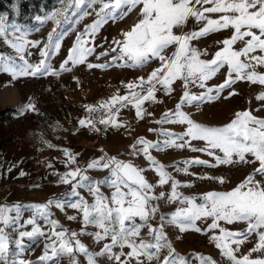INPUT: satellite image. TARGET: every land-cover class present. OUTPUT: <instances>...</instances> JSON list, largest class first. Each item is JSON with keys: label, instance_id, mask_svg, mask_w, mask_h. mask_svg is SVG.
<instances>
[{"label": "snow or ice", "instance_id": "6c2138e0", "mask_svg": "<svg viewBox=\"0 0 264 264\" xmlns=\"http://www.w3.org/2000/svg\"><path fill=\"white\" fill-rule=\"evenodd\" d=\"M94 5L99 7L93 11L83 10L85 6L92 8ZM137 8L138 21L129 30L121 33V39L112 41L111 51L116 52L119 49L118 55L113 57V62L121 60L124 61L125 67H142L151 60H158L160 66L155 68L147 79L140 77L137 81L127 83V94L117 93L108 101L102 102L99 109L104 110L105 115L101 116L99 123L124 127L117 117L119 109L128 105H132L136 116L143 119L145 102H157L156 92L159 90L170 95L173 91L172 85L177 80L182 81L185 90L179 103L174 110L164 113L163 118L156 123L186 125L185 131L177 134L161 129V134L166 137L164 141L152 142L141 137L132 145L134 154L137 145L142 146L138 151L151 162L152 169L159 176L160 186L171 181L168 201L178 202L181 206L169 217L161 216L162 222L153 226L150 220L156 216L159 209L152 202L162 199L164 193L157 195L155 185L149 183L144 176V169L131 161H123L114 156H101L91 160L87 169L108 170L109 175L103 180L93 181L85 174V169L76 167L62 174L59 182L71 185V195L78 198L67 206L81 213L85 226L94 225L99 229L93 234L97 241L110 240V243H105L99 252L92 253L77 238L76 232H69L58 221L51 219L50 207L55 205L63 209L65 202L48 200L46 203L29 205L3 204L0 205V264H31L18 257L24 250V239L32 240L39 236H47L49 241L45 245L44 254L39 258L43 264H59L61 258L72 256L73 253L84 254L87 264H97L96 258L101 256H106L113 264H145L146 261L151 264L153 260H160V264H192L191 260L179 254L172 246L164 231L165 224L176 225L181 232H201L197 221L209 218L212 222L208 224L207 232L219 231V234H213L211 239L231 264H264V256L252 258V253L264 252V118L245 110L235 113L234 119L225 125L206 126L194 121L183 110L184 105H199L207 100L219 98V94L237 80L264 85V72L257 71V68H264V0H64L61 9L44 18L54 21L56 27L49 33L47 42L40 51L42 59L35 64L25 58V53L29 47H39L40 43L28 40L26 31L15 25L9 26L5 18L0 17V38L15 50L19 60L17 62L11 56H0V71L10 73L14 79L37 75L58 76L61 72H69L72 70L68 67L70 63L84 64L95 52L94 37L103 25L109 20L123 19ZM93 13L96 19L77 35L74 46L59 69H53L51 54L59 52L61 41L67 35L66 31H59L61 25L79 23ZM206 13L222 15L218 19H210ZM77 16L79 19L74 20L73 17ZM190 17L197 22L203 20L206 23L199 31H181L180 34L174 32V29L181 30ZM228 28L233 30L232 35L220 42L223 47L215 52L212 59H202V56L207 55L206 51L192 47L193 40ZM238 42L242 43V47L237 49L235 45ZM173 45L175 51L170 56L165 55L166 50ZM226 66L227 78L223 84L216 88H207L201 95L190 92V84L205 88L206 82ZM87 67L105 68L108 65L88 63ZM157 85L160 87L157 88ZM213 92L217 95L213 96ZM257 99L264 101V94ZM117 105L113 111V107ZM86 108L90 114L97 110L96 106L92 105ZM27 110H35V105L29 103ZM79 123L82 126L95 127L96 121L90 117L80 120ZM192 141H202L204 147H192ZM168 147H191L194 152H205L214 158L215 163L199 158L185 161V172L187 166L194 164L217 167L258 161L259 166L229 191H209L200 197H188L177 190L181 187L180 182L166 171V166L151 155L152 149L160 151ZM217 151L222 155H217ZM65 155L68 157L67 164H75L74 155L67 150ZM249 156L254 160H249ZM257 176L261 179H257ZM201 179H215L221 184L225 182L223 177L204 176ZM102 184L112 189L110 195L101 191ZM80 188H87L93 202L89 203L80 195L77 191ZM198 199L202 202L197 203ZM25 210L32 211L33 215L22 224V213ZM68 219L74 220L76 217L69 216ZM137 219L141 223H137ZM38 220L50 225L48 232L44 231ZM221 221L226 224L243 222L247 227L243 232L230 231L221 227ZM25 225H31V230L21 231ZM144 228H147L151 240L141 237ZM12 233H17L14 240ZM252 234L258 236L257 243L247 255L238 256L239 246ZM12 245L19 250L15 254L12 252ZM125 248L129 251L124 252ZM164 248L168 250L167 255L161 259L160 251ZM113 249L119 251L114 252ZM191 255L199 264H217L210 256L201 253ZM73 264H76L75 259Z\"/></svg>", "mask_w": 264, "mask_h": 264}, {"label": "rangeland", "instance_id": "374dc122", "mask_svg": "<svg viewBox=\"0 0 264 264\" xmlns=\"http://www.w3.org/2000/svg\"><path fill=\"white\" fill-rule=\"evenodd\" d=\"M59 7L52 12L61 9L64 6V0H57ZM211 5H205L210 7ZM99 5L83 10L93 11ZM45 13L42 9L40 14L34 17L35 24H22L19 22L20 0H0V17L5 18L6 23L15 25L27 32V39L40 43L39 47H29L25 53V58L30 63H38L42 57L40 51L47 42L49 33L56 27L55 22L45 20L51 15ZM220 13H206L210 19H218ZM40 19H37V18ZM74 20L79 17H73ZM96 19L95 14L84 17L79 23L72 25L62 24L59 31H66L67 35L61 41L59 52L51 54V66L53 69H59L67 56L69 50L74 46L77 35L83 32L86 25H90ZM139 19V10L133 9L124 16L123 19L115 21L109 20L103 25L94 37L95 52L87 58L84 64L68 65L72 70L61 72L60 75H37L13 78L10 73L0 71V98L7 90L14 88L18 91L19 103L16 106L0 105V205H13L16 203L29 205L33 203H46L48 200H59L65 202L63 209L55 205L50 207L51 219L56 220L69 232H76L77 238L83 243L90 252H99L105 243L110 240L97 241L94 233L99 231L94 225L85 226L82 222V215L78 210L68 207L78 198L71 195L72 187L68 184L60 183V176L67 171L79 167L85 169V174L93 181L103 180L109 175L106 169H87V164L101 156L116 157L123 161H131L137 167L144 169V176L149 183L155 185V193L159 195L164 193V197L152 203L158 206L159 211L156 216L150 220L153 226H158L162 221L161 216L169 217L172 212L180 207L179 203H170L168 196L171 192V181L169 184L160 186L159 176L152 169L151 162L146 156L139 153L138 149L142 147L137 145L134 154L132 145L136 144L141 137L152 141H164L166 137L161 134V129L183 133L186 125L180 124H160L156 121L163 118L164 113L174 110L179 103L183 92V83L177 80L173 85L171 94H166L163 90L156 92L157 102L147 101L143 105V119L136 116L135 108L132 105L119 109L118 122L124 127H106V135L99 136L96 132L90 130L88 126L80 125L83 113L87 110L86 106L99 105L108 101L112 96L119 93L125 95L128 89L125 85L129 82L137 81L138 78L148 75L160 66L158 60H151L142 67H125L124 61L116 60L119 49L112 52V41L121 39V33L127 31ZM206 21L197 22L194 18L183 25L181 30L174 29V32L180 34L199 31ZM233 30L231 28L220 31L210 32L199 39L191 42L192 47L206 51L207 55L202 59H212L216 51L223 45L220 43L224 39L230 38ZM235 47H242L238 42ZM175 51V46H170L165 55L170 56ZM30 53V55L28 54ZM103 53H107L104 55ZM0 56L13 57L19 62L14 49L4 43L0 38ZM88 63L108 65V67L89 68ZM258 72H264V68H257ZM227 78V66L221 69L213 78L206 82V87L199 85H189V90L195 95H201L207 88H216L223 84ZM147 87V85H145ZM160 86L157 85V88ZM139 90V89H137ZM232 93H235L234 95ZM264 94V85L251 83L247 80H237L231 87L225 88L219 98L207 100L197 105H184L183 110L190 117L206 126H222L234 119L235 113L245 110L252 111L253 115L264 118V101L257 99ZM213 96L217 94L212 93ZM33 103L35 110H27V105ZM117 106L113 107V111ZM14 108L18 113L10 118L1 115V112ZM9 116V115H8ZM150 129L152 131H150ZM192 147L202 148L204 142L192 141ZM65 150L75 156V164H67L68 157ZM151 155L160 163L166 166L171 176L180 182L181 187L177 190L184 196L200 197L209 191H229L242 182L248 175L252 174L254 169L259 166V162L254 163H236L231 165H219L209 167L205 165H189L187 172L183 171L186 167L185 161L202 159L215 163L214 158L208 156L205 152L192 151L191 147L175 148L168 147L157 151L150 150ZM217 155H222L217 151ZM249 160H254L249 156ZM51 165V167L49 166ZM24 175H21V173ZM204 176L223 177L224 183L218 180L201 179ZM257 179L261 177L257 176ZM190 185V186H184ZM101 191L105 195H110L112 189L106 185H101ZM80 195L89 203L93 202L92 195L87 188L77 189ZM199 199L197 203H201ZM33 215L30 210L22 213L21 223L23 224ZM69 216H75L76 219L69 220ZM211 219L197 221V226L201 227V232L192 230L181 232L176 225L165 224L164 231L168 240L176 251L186 256L192 261V264H199L191 255L192 253H201L210 256L217 261V264H231V262L221 254V251L215 247L211 236L219 234L218 230L207 232V226ZM40 226L45 232H48L50 225L45 224L43 220H38ZM137 223H141L137 219ZM221 227L230 231L243 232L246 230V223L237 222L226 224L221 221ZM31 225H25L21 231H30ZM60 230V229H57ZM141 237L151 240L147 228L142 229ZM17 238V233H12V239ZM258 236L252 234L243 244L239 246L238 256L247 255L257 243ZM47 236H39L32 240L24 239V250L20 253V259H25L31 264H43L40 257L45 252V245L48 243ZM235 247V245L233 246ZM19 250L12 245V252L15 254ZM118 252L119 249H113ZM128 252L129 249H123ZM167 248L161 249L160 258L167 255ZM264 256V252L252 253V258ZM87 264V257L82 253H73L72 256H65L60 259L59 264ZM97 264H113L106 256L97 257ZM134 264V262H133ZM145 264H148L146 261ZM151 264H160V260H153Z\"/></svg>", "mask_w": 264, "mask_h": 264}, {"label": "trees", "instance_id": "16d2710c", "mask_svg": "<svg viewBox=\"0 0 264 264\" xmlns=\"http://www.w3.org/2000/svg\"><path fill=\"white\" fill-rule=\"evenodd\" d=\"M58 7L59 4L57 0H20L19 22L22 24L34 25V17L36 14H40L42 9L45 10V13H50ZM16 113H18L17 109L8 108L2 111L1 115L10 118Z\"/></svg>", "mask_w": 264, "mask_h": 264}, {"label": "built area", "instance_id": "2783aa9c", "mask_svg": "<svg viewBox=\"0 0 264 264\" xmlns=\"http://www.w3.org/2000/svg\"><path fill=\"white\" fill-rule=\"evenodd\" d=\"M97 110L92 112L91 114L86 110L84 113H83V118L84 119H88V118H93L96 123H95V127H92V126H88V128L94 132H96L99 136H105L106 135V127L104 124H100L99 123V119L101 118V116H104L105 115V111L104 110H100L99 107H96ZM99 129V130H97Z\"/></svg>", "mask_w": 264, "mask_h": 264}, {"label": "crops", "instance_id": "0c3cea01", "mask_svg": "<svg viewBox=\"0 0 264 264\" xmlns=\"http://www.w3.org/2000/svg\"><path fill=\"white\" fill-rule=\"evenodd\" d=\"M6 92L9 93L11 96H13L14 100L10 101V102L8 101V102H5V103L0 102V105H4V106H6V105H12V106L18 105V103H19L18 91L15 90L14 88H11V89L7 90Z\"/></svg>", "mask_w": 264, "mask_h": 264}, {"label": "bare ground", "instance_id": "6f19581e", "mask_svg": "<svg viewBox=\"0 0 264 264\" xmlns=\"http://www.w3.org/2000/svg\"><path fill=\"white\" fill-rule=\"evenodd\" d=\"M14 97L11 96L9 93L4 92V94L2 95V97L0 98V102L5 103V102H10L13 101Z\"/></svg>", "mask_w": 264, "mask_h": 264}]
</instances>
